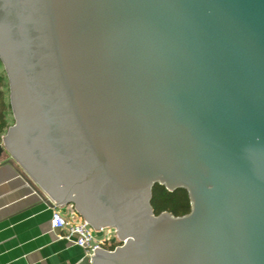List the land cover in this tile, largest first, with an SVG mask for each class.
<instances>
[{
    "label": "water",
    "instance_id": "water-1",
    "mask_svg": "<svg viewBox=\"0 0 264 264\" xmlns=\"http://www.w3.org/2000/svg\"><path fill=\"white\" fill-rule=\"evenodd\" d=\"M0 63V159L122 246L80 264H264V0H0Z\"/></svg>",
    "mask_w": 264,
    "mask_h": 264
},
{
    "label": "crops",
    "instance_id": "crops-1",
    "mask_svg": "<svg viewBox=\"0 0 264 264\" xmlns=\"http://www.w3.org/2000/svg\"><path fill=\"white\" fill-rule=\"evenodd\" d=\"M10 162L0 159V264H80L84 253L51 231L47 199ZM72 212L61 210L66 217Z\"/></svg>",
    "mask_w": 264,
    "mask_h": 264
},
{
    "label": "built area",
    "instance_id": "built-area-1",
    "mask_svg": "<svg viewBox=\"0 0 264 264\" xmlns=\"http://www.w3.org/2000/svg\"><path fill=\"white\" fill-rule=\"evenodd\" d=\"M50 227L57 239L73 244L85 258H92L96 250L113 253L122 247L113 231L95 233L74 212L66 217L61 210H53Z\"/></svg>",
    "mask_w": 264,
    "mask_h": 264
},
{
    "label": "trees",
    "instance_id": "trees-1",
    "mask_svg": "<svg viewBox=\"0 0 264 264\" xmlns=\"http://www.w3.org/2000/svg\"><path fill=\"white\" fill-rule=\"evenodd\" d=\"M8 115L12 116L9 104L8 81L3 66L0 63V145L7 131L14 125L9 126L7 121ZM151 208L155 217L166 213L174 218H183L191 212L187 193L178 191L170 194L158 186L153 189Z\"/></svg>",
    "mask_w": 264,
    "mask_h": 264
},
{
    "label": "rangeland",
    "instance_id": "rangeland-1",
    "mask_svg": "<svg viewBox=\"0 0 264 264\" xmlns=\"http://www.w3.org/2000/svg\"><path fill=\"white\" fill-rule=\"evenodd\" d=\"M7 121H8V123H9V126H12V125L14 124L13 117L10 116V115H8V117H7Z\"/></svg>",
    "mask_w": 264,
    "mask_h": 264
}]
</instances>
